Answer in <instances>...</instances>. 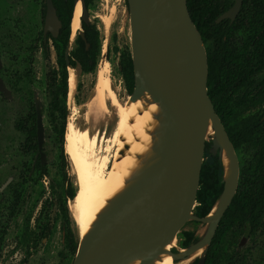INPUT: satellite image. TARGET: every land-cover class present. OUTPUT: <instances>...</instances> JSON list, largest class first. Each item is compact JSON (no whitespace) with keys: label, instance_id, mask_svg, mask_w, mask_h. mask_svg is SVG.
I'll return each instance as SVG.
<instances>
[{"label":"water","instance_id":"obj_1","mask_svg":"<svg viewBox=\"0 0 264 264\" xmlns=\"http://www.w3.org/2000/svg\"><path fill=\"white\" fill-rule=\"evenodd\" d=\"M131 24V54L135 85L130 101L150 95L159 105L152 157L131 184L114 200L84 236H79L73 264H153L162 254L181 262L202 251L197 264H206L220 222L239 187L240 164L236 149L208 93L209 66L204 40L188 10L187 0H127ZM82 20L89 22L85 0ZM243 0L217 19L233 20ZM47 25L57 21L49 0ZM83 36L84 34L81 33ZM70 45L67 48L69 54ZM38 141L45 129L37 101ZM212 140L207 142L209 130ZM223 168V192L212 212L193 214L200 189L205 150ZM128 146L120 152L123 156ZM229 160V170L223 158ZM215 209V210H214ZM214 211V212H213ZM212 214V215H211ZM189 221L208 225L195 243L166 250ZM246 238L243 239V242ZM243 243L240 244V247ZM197 261V260H196Z\"/></svg>","mask_w":264,"mask_h":264},{"label":"rangeland","instance_id":"obj_2","mask_svg":"<svg viewBox=\"0 0 264 264\" xmlns=\"http://www.w3.org/2000/svg\"><path fill=\"white\" fill-rule=\"evenodd\" d=\"M219 1L221 5L229 7L235 0ZM17 2L14 8L20 10V7L29 5L28 8L31 9L33 0H17ZM89 15L90 21L96 25L100 32L101 51L96 69L92 73L85 74L79 66L78 69H69V75L72 71L74 74L76 73L77 87L72 95L68 94L66 102L69 110L68 126L70 123L75 126L82 150L91 157L93 156L92 158H98L106 154L113 141L119 137L122 118L117 116V111L111 104L109 105V116L98 106L95 96L97 78L104 65L108 63L109 76L114 90L123 105L128 106L131 94L123 78L120 61L127 47L131 51V24L126 0H93L89 7ZM32 21L33 23L37 22L36 15L33 16ZM235 39V44H239L244 36H237ZM27 42L30 45L33 40L28 38ZM50 44L51 66L57 68L59 57L62 58L63 55V49L61 50L59 47V50H56L55 42H50ZM204 45L207 53H211L214 47L213 41L204 43ZM75 48L76 44L73 43L72 49ZM29 53L24 55L12 53L6 57V66L9 72L13 71L19 74L25 72L28 75L18 85V94L15 100L0 104V111L3 115L0 128V187L9 177H15V184L18 186L21 184L20 172H23L25 177L30 173L35 155L22 152L21 148L26 136L19 135L14 130V124L21 116H24L27 109L31 110L35 94L39 95L44 106L48 172L42 176L37 170L30 174L24 184L20 185L21 197L15 213L10 212L14 202L10 194L0 203V264H72L74 257L64 249L63 245L62 214L56 211L59 206L55 205L56 202L60 205L65 203L64 206L69 209L70 202L65 199L64 194L66 184L60 159L62 145L57 135L60 120L54 121L50 116V96L46 81L47 63L43 57L42 49L39 48L36 52L32 58V64L29 62L31 58ZM261 81L262 78L252 81L245 91L253 90ZM241 96L242 94L236 98L227 96L220 102L221 116L225 119L226 125L233 128H238L245 122L259 119L264 112L263 106L246 108V104L241 102ZM96 118H100L97 123L94 122ZM211 140L212 135L210 134L207 136V142H211ZM236 153L240 164V176L243 170L247 172L248 169H251L252 173H255L257 167L264 163V148L262 150L261 147L258 150L251 143L243 144L236 150ZM114 155L115 152L110 156L111 162ZM207 160H210V157L204 154L203 163ZM67 161V175L71 184L77 188L72 164L69 158ZM222 163L224 164V160ZM112 171L110 169L109 173ZM198 205L196 202L193 210L194 215H196ZM70 219L72 230L79 238L71 214ZM48 226L51 227V230L50 235L46 237L44 234ZM207 228L208 225L201 222L189 221L178 233L176 246L169 247L170 251L184 248L186 232L194 233L195 238L200 239L206 233ZM242 236L250 237L249 231L247 230ZM235 247L237 248L238 245L236 244ZM239 252L244 258L243 264H264V228L260 233L254 235L253 239L249 238Z\"/></svg>","mask_w":264,"mask_h":264},{"label":"trees","instance_id":"obj_3","mask_svg":"<svg viewBox=\"0 0 264 264\" xmlns=\"http://www.w3.org/2000/svg\"><path fill=\"white\" fill-rule=\"evenodd\" d=\"M61 1L63 2L64 0ZM69 2L68 22H70L72 17L74 0H69ZM85 2L87 6L92 4V0H85ZM126 3L128 7L127 0ZM187 4L191 18L200 31L204 43H208L212 41V39L215 40V43H213L215 45V50L213 53L211 52L208 54V93L217 113L225 125L230 140L236 150L245 143H251L253 146L257 147L258 150L262 147L263 150L264 135L261 124L263 123L264 112L259 119L245 122L238 128L226 125L225 119L221 116L219 96L222 90H227V88L232 85L231 79L234 74V59L230 51V39L232 37V26L234 24H232L230 20H224L219 24L216 23V20L221 14L220 11H222L217 0H187ZM246 10L247 12L244 16L243 24L248 23L254 34L249 38L248 45H245V48L249 49L251 44H253L254 48L257 49L249 58H247L246 53L240 56V66L242 69L247 71L250 70L251 72L254 64L257 63L258 71H261L264 69V4H250L246 7ZM83 28L85 30V39L79 37L77 40L78 48L74 52V56L76 60L80 62L84 72H93L96 68L100 52V32L94 24L83 23ZM63 43L66 45L68 41L64 40ZM87 46L88 49L86 48ZM75 64V62H72L73 66ZM121 72L127 84V89L130 94H132L135 85V76L132 54L129 47H127L122 54ZM52 81L49 87V92L52 96L50 115L54 121L60 120L58 130L60 142L62 144V170L67 185L65 196L73 200L76 197L77 188L71 184L67 175L66 168L68 167V161L64 150L65 132L67 131L66 125L69 115L66 102L68 94L67 74L64 73L59 83L56 76ZM262 102L264 101L246 104V108L262 105ZM34 119L35 117L32 118V120ZM29 133L30 147L37 149V144L32 145L36 138V128L32 127ZM205 154L210 157V160L202 164L200 189L197 193V203L199 205L196 207V215L201 218L208 216L212 212L224 189V185L221 181L223 178V168L219 160L215 159L209 153L208 148H206ZM63 215L67 220L66 243L76 256L79 239L76 234L69 229L70 213L67 207L63 208ZM263 216L264 163H261V166L257 167L255 173H252L251 169H248L247 172H245V170L242 171L238 191L229 209L225 213L215 238L209 247L206 264H240L239 262H234V257L237 255V248L235 245L241 234L248 228L252 233H256L261 229V220ZM184 236V248L197 241L194 233L186 232ZM197 263L198 260L193 264Z\"/></svg>","mask_w":264,"mask_h":264},{"label":"flooded vegetation","instance_id":"obj_4","mask_svg":"<svg viewBox=\"0 0 264 264\" xmlns=\"http://www.w3.org/2000/svg\"><path fill=\"white\" fill-rule=\"evenodd\" d=\"M217 1H218V4L220 5V8L222 9L220 16L228 12L236 3V0H235L232 3V5H230L229 7H225L224 5H221L219 3L220 2L219 0ZM51 2H52L53 8L56 13L57 21L54 22L53 20L52 26H48L47 20H48L49 13H50L49 0H33L31 9L28 8L29 5H26L25 7H20V10L17 8H14L18 3L17 0H0V104H3L5 102H13L15 100L18 94V91H17V89L19 88L18 85L23 80H25L28 75V74H25V72L23 74H19L18 72H13V71L9 72L8 67L6 66L7 55L9 56L12 53L24 55L30 52L29 57L31 58L29 62L30 64H32V61H33L32 58L35 56L36 52L39 50V48L42 49L43 57L47 63L46 81H47V91L50 96V103L52 101V96H51V93L49 92V87L51 86L53 82L52 79L56 76L57 81L59 83L64 73H66L67 82H69V69L70 68L75 69L79 66L82 70V66L80 62L76 60V57L74 56V52L78 48L77 40L79 39V37L85 39V30L83 28V23L93 24L90 21V15H89V7L91 6V4L87 6L85 2L86 9H87L88 16H89V22L86 23L85 21H83L82 16H81V30L78 32V35L76 36L75 38L76 40H75L73 39V34H72V29H71V23H72V20H73V17H74L76 8H77L75 0H74V7H73L72 17L70 19V22H68L69 6H70L69 0H64L63 2L61 0H51ZM92 3H93V0H92ZM250 4L263 5L264 0H243V4L237 16L233 20L224 19V20H230V22L234 24L232 26L233 31H232V37L230 39V46H231L230 51L234 59V65H233L234 74H233V78L231 79L232 85L228 87L227 90H224V91L222 90L219 96L220 102L224 97L228 96V97L236 98L240 96V94H242L241 96L242 98H240L241 102L244 104H249L253 102L259 103L260 101H264V69L261 71H258V65H256L257 63L254 64L253 70L251 72L250 70L247 71L245 69H242L240 66V61H241L240 56L246 53L247 58H249V56L252 53H255L257 49V48H254L253 44H251V47L249 49L245 48V45H248L249 38L254 34L253 30L250 28L248 23L243 24L244 16L247 12L246 7ZM35 15H36L37 22L33 23L32 21L33 16ZM81 33H83L84 35L82 36ZM241 35L244 36V39L239 44L238 43L235 44V40H236L235 38ZM28 38L30 40H33V43H31L30 45L27 42ZM64 40L68 41L66 45H64L63 43ZM212 41L213 43H215L214 42L215 40L212 39ZM50 42L51 43L55 42L57 44V45L55 44L56 50L57 49L59 50V47L61 50L63 49V55H62V58L59 57L57 68L51 66L52 62H51ZM73 43L76 44L75 49H72ZM69 45H70V50L67 56L66 53H67V48ZM86 48L88 49V46ZM214 50H215V45L213 47L212 53L214 52ZM100 51H101V36H100ZM207 56H208V53H207ZM121 61H120V64H121ZM27 62H28V59H27ZM72 62H75L76 64L73 66ZM82 72L84 71L82 70ZM84 73L89 74L92 72H84ZM259 78H262V81L259 82V84H257L253 90L248 89V91H245L252 81L254 80L257 81ZM67 84H68V94H69L70 93L69 83ZM68 94H67V97H68ZM37 101H40V107H41L42 114H43V124H44V106H43L42 99L39 97L38 94L34 95V102H33V106H31V110L29 111L27 109L24 116H21V118L14 124V130H16V132L19 135L26 136L23 142V147L21 148L23 150L22 152L33 153L35 156H34V162L30 169L29 175L25 177L24 173L20 172L19 179L21 181V184L16 186L15 177H9L5 181V183L0 187V196H1L0 203L3 202L6 199V197H8L9 194L14 199V202L11 205V207L13 208H11V211H10L12 213H15L19 206V201L21 197V191H20L21 186L20 185L24 184L27 181V179L30 177V174L37 170L40 172V175L42 176H45V174L48 172L47 165H46L48 163V153H47V150H45L46 142H47L45 124H44V129H45L44 142L41 147L39 145L38 135H37V131H38ZM261 104L262 105H257V106L264 107V102H262ZM49 108H50V105H49ZM2 117L3 115H2V112L0 111V128L2 126ZM33 117H35L34 120H32ZM68 123L69 122L67 120V125ZM67 125H66V130H67ZM32 127L36 128V138L34 139L32 145L37 144V149L30 147L29 130ZM261 129L264 135V117H263V123L261 124ZM57 135L59 137V142H60L59 130H58ZM65 135H66V132H65ZM65 147H66V136H65L64 150H65V156L67 157ZM61 153H62V149H61ZM60 159H61V155H60ZM61 164H62V160H61ZM66 189H67V185H66ZM65 199L71 201L70 199H68V197L66 198V196H65ZM64 204L65 203H63V205H60L58 202H56L55 205L60 207V208L58 207L56 211H59L62 214L63 222L61 226V231H62V236H63L64 249L68 251L75 259V254L72 253L70 247L66 243L67 220L64 218V215H63V208L65 207ZM69 218H70V215H69ZM261 223H262V227L256 233H252L250 229L247 227L250 237L242 236L247 230L243 234H241L242 236V237L240 236L241 239L239 237L240 240L238 239L239 242L237 241L238 242L237 243L238 245L237 255L234 257V262H239L240 264H243L244 258L240 255L239 250L245 246L249 238L253 239L254 235L260 233L261 230L264 228V216L261 220ZM69 229L72 230L71 219H69ZM50 230H51V227L48 226L45 231L44 236L48 237L50 235ZM244 238H246V240L243 242ZM241 243H243L242 247H240Z\"/></svg>","mask_w":264,"mask_h":264},{"label":"bare ground","instance_id":"obj_5","mask_svg":"<svg viewBox=\"0 0 264 264\" xmlns=\"http://www.w3.org/2000/svg\"><path fill=\"white\" fill-rule=\"evenodd\" d=\"M76 7L71 23L73 39L81 30V3ZM109 72V65L106 63L98 74L95 96L98 106L106 115H110L109 105L111 104L117 111V116L122 118L119 137L113 141L106 154L92 158L93 156L91 157L82 150L73 124H69L66 132V154L77 180L76 197L69 202V210L80 237H84L91 230L110 202L131 184L144 167L145 162L152 157V147L155 141L153 134L159 126L156 117L160 114V108L158 104L152 102L150 95H144L137 102L129 101L128 106L125 107L114 90ZM75 74L72 71L69 75L71 95L77 87ZM99 119L96 118L94 122H99ZM211 133L210 127L209 134ZM126 146L128 149L123 156H120V152ZM113 152L115 155L111 162L110 156ZM223 160L226 174H228L229 160L225 156ZM110 169L113 170L112 173H109ZM176 240L177 238L166 250H170L171 246L175 247ZM180 251L183 252L182 249ZM201 253L202 251H199L191 258L177 263L171 255L165 253L153 264H192ZM131 264H140V260Z\"/></svg>","mask_w":264,"mask_h":264}]
</instances>
